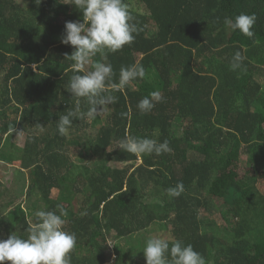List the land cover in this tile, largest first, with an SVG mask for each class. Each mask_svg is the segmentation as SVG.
<instances>
[{
	"label": "trees",
	"instance_id": "trees-1",
	"mask_svg": "<svg viewBox=\"0 0 264 264\" xmlns=\"http://www.w3.org/2000/svg\"><path fill=\"white\" fill-rule=\"evenodd\" d=\"M26 1L0 0V147L8 134H23L26 197L37 200L33 212L16 205L9 217L1 211L15 198L0 201V238H26L37 210L59 214L62 205L64 230L77 237L71 264H139L148 238L134 233L156 225L207 264H264V0H124L139 31L106 62L114 83L133 64L146 76L109 88L116 101L104 116L73 118L63 136L59 116L75 110L76 98L66 91L73 49L61 37L82 13L63 0ZM240 14L255 15L252 38L225 25ZM237 51L243 66L233 71ZM156 90L164 101L142 114L138 102ZM88 108L81 99V111ZM126 135L167 139L172 152H125L118 145ZM181 182L183 193L169 197Z\"/></svg>",
	"mask_w": 264,
	"mask_h": 264
},
{
	"label": "clouds",
	"instance_id": "clouds-1",
	"mask_svg": "<svg viewBox=\"0 0 264 264\" xmlns=\"http://www.w3.org/2000/svg\"><path fill=\"white\" fill-rule=\"evenodd\" d=\"M41 0H36L39 4ZM62 3L73 5L82 13V20L65 22L61 43L71 46L73 51L65 57L73 61L74 74L70 78L66 91L76 98L75 110L59 116L57 131L66 135L72 127L73 118L95 119L106 106L115 103L116 97L108 89L123 90L137 79L146 76L142 65L133 64L121 67L118 83H114L115 73L107 63V54L121 51L125 45L131 46L139 29L134 17L124 0H63ZM255 15L240 14L234 19L225 18V25L241 34L252 38ZM99 55L100 60H94ZM244 57L240 51L234 53L230 68L241 69ZM91 65V70H89ZM81 99L89 108L81 111ZM159 90L151 92L141 99L137 108L142 114L152 111L156 103L164 101ZM158 135V133H154ZM118 147L136 156L144 154L157 156L171 153L169 141L126 135ZM169 197H179L184 191L183 183L167 190ZM56 211L39 210L34 213L35 223L28 229L26 238L11 233L7 238H0V264H71L72 251L77 244L76 234L65 231L66 212L62 205ZM171 245V246H170ZM146 264H207L204 256L195 251L191 244L181 240L169 241L160 236L149 237L143 246Z\"/></svg>",
	"mask_w": 264,
	"mask_h": 264
},
{
	"label": "rangeland",
	"instance_id": "rangeland-1",
	"mask_svg": "<svg viewBox=\"0 0 264 264\" xmlns=\"http://www.w3.org/2000/svg\"><path fill=\"white\" fill-rule=\"evenodd\" d=\"M21 5L23 6H27L28 1L26 0H17ZM102 116H104V114H102ZM174 129L176 133H180L181 129L178 127V125L174 124ZM179 130V132H178ZM93 134V133H91ZM26 143V139L24 136H22V133L19 130H16V133H14V136L10 137H6L4 138V141L1 144L0 147V163L4 164L7 166L6 170L4 171L3 168H0V173L3 174L4 176H8L5 179H2L0 177V201L1 200H7L8 197L12 196L15 198L14 203H10V207H6L3 211H1L3 214H5L6 216H11V214L14 212V208L16 205H20L26 212L27 214L30 212H33L34 210L32 209V204L33 202H35L37 199L36 197H31L30 200H28V198L26 197V189H27V177L28 174L26 171L21 170L20 168V164H21V159H22V155L24 153V146ZM73 158L75 157V155L73 154L72 156ZM74 172L78 171V166L74 165ZM114 167H117V165H114ZM122 167V165H120ZM13 170V172H11ZM11 172V173H10ZM52 196H57L58 199H63L64 201L67 202H71L73 199L70 196L66 197L64 196V194H61L59 192H54L52 193ZM41 203H39L40 207H43V203L40 205ZM67 204V203H66ZM227 204H225L224 201H222L221 203H219V209H223L224 207H226ZM38 211V210H37ZM213 222L215 224H222V221H220L219 219V213H213ZM209 218V216H206ZM169 230V228H168ZM168 230L166 229H161L158 227V225L156 226H151L147 231H142L140 234L139 233H134V237H137L139 235H143L146 238L152 237V236H160V237H167V232ZM116 242H114L111 238L109 239L108 242V246L110 245L113 246V244H115ZM125 242L122 241L123 247L127 248V245L124 244ZM139 257V256H138ZM142 258V259H141ZM140 259H135L140 260L141 263L139 264H146V259L145 257L143 258L141 256ZM109 264H111V262H109ZM137 264V263H135Z\"/></svg>",
	"mask_w": 264,
	"mask_h": 264
},
{
	"label": "crops",
	"instance_id": "crops-1",
	"mask_svg": "<svg viewBox=\"0 0 264 264\" xmlns=\"http://www.w3.org/2000/svg\"><path fill=\"white\" fill-rule=\"evenodd\" d=\"M14 133H16V131H15V132H12V133H10V134H8L7 137H8V136H10V137L14 136ZM22 135H23V134H22ZM5 138H6V137H5Z\"/></svg>",
	"mask_w": 264,
	"mask_h": 264
}]
</instances>
